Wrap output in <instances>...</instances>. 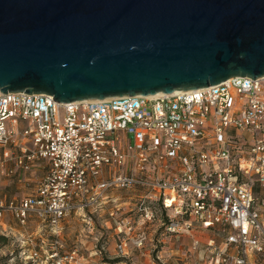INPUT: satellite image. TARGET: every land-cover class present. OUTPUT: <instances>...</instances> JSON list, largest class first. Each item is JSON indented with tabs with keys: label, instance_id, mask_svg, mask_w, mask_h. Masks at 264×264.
<instances>
[{
	"label": "built area",
	"instance_id": "built-area-1",
	"mask_svg": "<svg viewBox=\"0 0 264 264\" xmlns=\"http://www.w3.org/2000/svg\"><path fill=\"white\" fill-rule=\"evenodd\" d=\"M0 150V171L8 160L21 171L44 160L47 169L35 195L0 198V233L16 246L3 264H80L78 248L69 251L62 237L72 214L94 239L108 222L99 218L109 216L122 257L145 247L150 225L190 235L195 253L203 244L195 233L221 230L222 244H204L212 264H256L264 255L256 193L264 186V77L71 103L0 93ZM115 189L138 190L135 208L109 210ZM44 228L49 245L38 233Z\"/></svg>",
	"mask_w": 264,
	"mask_h": 264
},
{
	"label": "water",
	"instance_id": "water-1",
	"mask_svg": "<svg viewBox=\"0 0 264 264\" xmlns=\"http://www.w3.org/2000/svg\"><path fill=\"white\" fill-rule=\"evenodd\" d=\"M264 77V0H0V93L59 103Z\"/></svg>",
	"mask_w": 264,
	"mask_h": 264
},
{
	"label": "rangeland",
	"instance_id": "rangeland-1",
	"mask_svg": "<svg viewBox=\"0 0 264 264\" xmlns=\"http://www.w3.org/2000/svg\"><path fill=\"white\" fill-rule=\"evenodd\" d=\"M14 154L19 155V151L15 148L10 149ZM2 154L0 150V155ZM3 171H0V198L7 199H21L25 196L35 195L38 186L42 179L47 174L46 162L44 160H35L30 170L21 171L17 169L13 160H8L4 163ZM9 171H12L9 174ZM256 193L259 198L257 201V208L261 213V220L264 223V186L256 188ZM139 196L138 190L125 191V190H111L110 196L116 199L108 207L109 210L114 209V205L123 207V212L129 211L128 209H134L136 205V196ZM108 219V222H102L104 227L103 232H98L96 239L84 230V223L77 215L72 214L68 217L64 224V231L62 234L63 242L66 244L67 249L72 251L75 247L79 250L81 257L80 264H113L114 261H119L117 264H212L210 261V254L204 249L205 243H210V240L214 241L216 245H220L224 242V233L219 230H201L194 234V236L200 238L203 243L201 249L196 253L191 252L192 237L188 234H183L178 237H173L166 234L163 229L157 226L150 225L148 227V241L144 248L137 249L134 247H128L127 251L129 257H122L116 250V236L112 231V226L109 221V216H103L99 218ZM11 221V220H10ZM11 224L15 226V222L11 221ZM157 225L158 222L156 223ZM37 221L31 219L30 231L37 232ZM152 226V227H151ZM16 231L20 229L15 228ZM3 233V232H2ZM41 238L44 239L45 245H49L51 239L48 236V230L44 228L42 232L38 231ZM132 238L135 237L137 231H131ZM103 234L105 240L99 235ZM7 238L0 233V264L8 261L10 252L14 251L16 246L12 242H8ZM105 242V244H101ZM101 246H106V254H97L96 251ZM127 256V254H125ZM253 261L259 260L256 257H252ZM260 258V256H259ZM264 264V255L261 256V260L256 261V264Z\"/></svg>",
	"mask_w": 264,
	"mask_h": 264
},
{
	"label": "bare ground",
	"instance_id": "bare-ground-1",
	"mask_svg": "<svg viewBox=\"0 0 264 264\" xmlns=\"http://www.w3.org/2000/svg\"><path fill=\"white\" fill-rule=\"evenodd\" d=\"M161 95H162V93H157L155 95H152L151 97H157V96H161Z\"/></svg>",
	"mask_w": 264,
	"mask_h": 264
},
{
	"label": "trees",
	"instance_id": "trees-1",
	"mask_svg": "<svg viewBox=\"0 0 264 264\" xmlns=\"http://www.w3.org/2000/svg\"><path fill=\"white\" fill-rule=\"evenodd\" d=\"M7 199V198H6ZM120 262V260L119 261H114V263L113 264H117V263H119Z\"/></svg>",
	"mask_w": 264,
	"mask_h": 264
}]
</instances>
